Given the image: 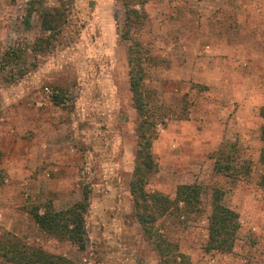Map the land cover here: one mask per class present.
Returning a JSON list of instances; mask_svg holds the SVG:
<instances>
[{
	"label": "rangeland",
	"instance_id": "374dc122",
	"mask_svg": "<svg viewBox=\"0 0 264 264\" xmlns=\"http://www.w3.org/2000/svg\"><path fill=\"white\" fill-rule=\"evenodd\" d=\"M126 2L148 14L131 36L143 45L147 85L167 123L153 146L160 170L148 189L174 199L181 185L203 188L200 215L159 224L184 256L177 264H264V106L245 110L236 101L264 90V72L238 68L264 57V10L246 33L236 10L243 15L264 0H0V169L7 175L0 235L12 232L79 264H162L132 219L139 139L131 41L122 39ZM46 12L61 16L53 33L44 31ZM13 47L23 57L7 63ZM225 63L234 72L221 69ZM221 150L248 161L250 174L237 181L218 174ZM217 188L240 216L230 254L205 250ZM86 192L84 249L49 237L29 217L34 207L66 210Z\"/></svg>",
	"mask_w": 264,
	"mask_h": 264
},
{
	"label": "trees",
	"instance_id": "16d2710c",
	"mask_svg": "<svg viewBox=\"0 0 264 264\" xmlns=\"http://www.w3.org/2000/svg\"><path fill=\"white\" fill-rule=\"evenodd\" d=\"M125 20L122 39L131 41L128 51L130 91L138 120V149L135 167L130 181V195L133 202L132 219L140 226L144 240L149 243L160 258L162 264H177L184 258L179 245L162 233L159 227L161 220L169 216L192 217L202 212L203 188L198 184L181 185L177 188L176 197L161 192L150 191L152 177L160 170L157 158L153 152L155 141L160 130L166 126L161 109L155 103L153 92L147 85L146 55L143 45L133 40L131 32L144 26L148 14L136 8L130 2L124 4ZM43 23L44 31H57L61 16L56 12H46ZM23 49L10 48L5 53V61L11 63L23 57ZM56 106L63 104V99L56 96L53 99ZM263 124L261 140L263 147L260 153V163L264 167V107L260 112ZM3 153L0 151V161ZM230 152L221 150L215 155V171L234 181L240 180L251 172L248 161L236 162ZM7 175L0 169V187L6 183ZM264 183V177H263ZM225 191L213 190L212 211L208 217V241L206 252L230 254L233 252L239 230L241 228L239 214L223 204ZM89 194L72 207L56 211L50 205L44 208L34 207L29 217L37 227L49 237L61 243H70L84 249L88 240L86 214L89 209ZM0 264H79L64 256L47 252L40 246L31 245L16 234L4 231L0 235Z\"/></svg>",
	"mask_w": 264,
	"mask_h": 264
},
{
	"label": "crops",
	"instance_id": "0c3cea01",
	"mask_svg": "<svg viewBox=\"0 0 264 264\" xmlns=\"http://www.w3.org/2000/svg\"><path fill=\"white\" fill-rule=\"evenodd\" d=\"M227 5V4H226ZM264 10V5H252L248 8L247 11L243 12L244 14L243 15H240L239 14V11H237V14H236V21H237V24L239 26V28L241 29V26L245 27L244 28V33H246L247 28L251 26H254L256 23L259 22L258 18H257V15H259L260 12H263ZM250 12H253V13H250ZM257 14V15H255ZM243 30V29H242ZM248 33V32H247ZM238 51V50H237ZM234 66L233 65H230L229 63H225L223 68L221 67V69H225L228 73H231V72H234ZM238 68H244L246 69L250 74H255V72H264V57L262 58L261 62H256V61H253V62H249V61H245L242 66L238 67ZM223 78V76H221ZM221 83H225L224 85H227L228 82L226 83L223 79H221ZM240 86V85H239ZM254 88H258V87H254ZM263 88V87H262ZM241 93V92H240ZM243 95V93H241ZM244 98L243 99H240V100H236V101H239L237 103V105H241V109H244L246 108L245 110H248V108H251V110L254 108V106H258V101H261L260 102V106H264V90H263V94H261L260 96H258L257 94H255V92L252 93V95H249L247 97L243 96Z\"/></svg>",
	"mask_w": 264,
	"mask_h": 264
}]
</instances>
